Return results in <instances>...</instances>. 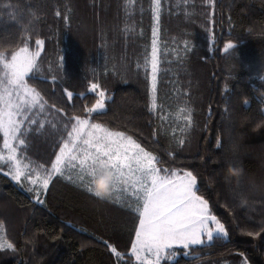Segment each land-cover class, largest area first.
Segmentation results:
<instances>
[{
    "label": "trees",
    "instance_id": "trees-1",
    "mask_svg": "<svg viewBox=\"0 0 264 264\" xmlns=\"http://www.w3.org/2000/svg\"><path fill=\"white\" fill-rule=\"evenodd\" d=\"M157 24V109L150 112L153 0H0V51L8 59L44 41L39 71L27 79L44 110L35 124L25 121L19 152L50 168L74 123L68 118H89L85 109L99 96L88 90L99 83L105 111L90 122L133 136L162 169L191 171L197 194L228 230L210 244L175 246L161 264H264V0H161ZM228 43L234 47L225 52ZM188 109L193 123L185 132ZM2 144L0 133V152ZM7 169H0V264H137L130 254L137 212L60 176L38 203L34 186L15 182Z\"/></svg>",
    "mask_w": 264,
    "mask_h": 264
},
{
    "label": "snow or ice",
    "instance_id": "snow-or-ice-1",
    "mask_svg": "<svg viewBox=\"0 0 264 264\" xmlns=\"http://www.w3.org/2000/svg\"><path fill=\"white\" fill-rule=\"evenodd\" d=\"M160 4L161 0H154L153 15L157 23ZM56 14L60 15L59 12ZM152 37L149 111L155 112L160 63L157 27H153ZM35 44L37 51L30 52L25 45L15 51L10 59L0 51V69L3 72L0 76V133L3 135V150L7 153L0 154V169L7 166L6 175H10L12 180L17 183L27 181L35 186L29 188V191L34 192L38 203L44 202L40 196L46 194L53 176H63L65 170H74L75 183L101 200L120 203L131 194L137 205L139 224L130 254L135 257L137 264H160L165 253L175 255V252L170 251L175 246L190 249L206 242L210 244L214 239H226L228 230L211 213L209 202L197 194V177L191 171L180 173L162 169L158 167L159 158L147 151L133 136L109 129L100 123L90 122L89 118L93 114L101 115L105 111V92L98 91L99 83H92L88 90L89 93L99 96L92 107L85 109L89 118L79 115L68 118L74 123L71 124V130L67 132V138L63 139L50 168L33 165L23 153H18V149L26 143L23 138L27 131L25 121L36 123L34 119L30 120L29 113L37 106L41 112L44 110L41 94L27 83V79L39 71L38 58L44 41L37 39ZM233 47L232 43H228L224 51L228 52ZM65 91L71 102L73 93ZM187 113L184 116L185 125L181 129L185 132L193 123L191 109ZM43 126L41 123L40 127ZM179 143L182 145L184 140L180 139ZM217 147H221L219 142ZM105 171L111 174L112 180L110 190L101 194L95 190L94 181L98 174ZM232 175L239 177L240 169L233 167ZM68 178L73 179L72 176ZM241 204H247L242 196ZM259 234L247 233L249 236ZM3 246L0 244V247ZM6 247L13 249L14 245L6 243ZM108 247L119 259L121 254L117 249L111 245Z\"/></svg>",
    "mask_w": 264,
    "mask_h": 264
},
{
    "label": "clouds",
    "instance_id": "clouds-1",
    "mask_svg": "<svg viewBox=\"0 0 264 264\" xmlns=\"http://www.w3.org/2000/svg\"><path fill=\"white\" fill-rule=\"evenodd\" d=\"M232 169L233 166L229 164L228 173L230 175H232ZM111 180H112L111 174L107 171L98 174L94 181L95 190L101 194H106L110 190Z\"/></svg>",
    "mask_w": 264,
    "mask_h": 264
},
{
    "label": "crops",
    "instance_id": "crops-1",
    "mask_svg": "<svg viewBox=\"0 0 264 264\" xmlns=\"http://www.w3.org/2000/svg\"><path fill=\"white\" fill-rule=\"evenodd\" d=\"M70 130H71V129H70ZM58 151H59V150H58ZM58 151H57V153H58ZM57 153H56V154H57ZM54 159H55V158H54ZM54 159H53V161H54ZM53 161H52V162H53ZM55 176H60V175H55ZM69 176H72L73 179L70 180V179L68 178ZM53 177H54V176H53ZM60 177L64 180V182H66V183H70V184H73V185H76L77 187L83 189L82 187L78 186L77 183H75V171H74V170H65L64 175H63V176H60ZM34 187H35V186H34ZM83 190H84V189H83ZM120 204L126 206L127 208H129V209H131V210H133V211H135V212H137V211H136V207H137V205H136V202H135V198H134L131 194H129V195L127 196L126 199H123V200L120 202ZM134 240H135V237H134ZM134 240H133V242H134ZM133 242H132V244H133Z\"/></svg>",
    "mask_w": 264,
    "mask_h": 264
},
{
    "label": "rangeland",
    "instance_id": "rangeland-1",
    "mask_svg": "<svg viewBox=\"0 0 264 264\" xmlns=\"http://www.w3.org/2000/svg\"><path fill=\"white\" fill-rule=\"evenodd\" d=\"M153 8H154V0H153ZM153 27H157L158 28V24H157V22L154 20V25H153ZM153 38V37H152ZM30 51V50H29ZM158 51H159V40H158ZM31 52V51H30ZM150 58H151V54H150ZM149 64H150V60H149ZM150 79H151V65H150ZM37 112H41L40 110H39V107L37 106L35 109H33V111L31 112V113H29V117H32V119H35V117L37 116ZM34 115V116H33ZM18 119H19V117H18ZM15 143V142H14ZM62 145V144H61ZM60 145V146H61ZM59 150V149H58ZM18 153H20L19 152V149H18ZM0 154H3V155H7V153H6V150H3V151H1L0 152ZM56 155V154H55ZM54 158H55V156H54ZM53 158V159H54ZM27 161H29V160H27ZM26 161V162H27ZM53 161V160H52ZM32 163H33V165H37L36 163H34L33 161H31ZM7 171H8V169H7ZM29 185H31V184H29ZM31 186H33V185H31ZM131 251V250H130ZM165 255V254H164ZM163 255V256H164ZM163 256H162V258H163ZM162 258H161V260H162ZM149 259H154V257H149ZM161 260H160V264H161Z\"/></svg>",
    "mask_w": 264,
    "mask_h": 264
}]
</instances>
